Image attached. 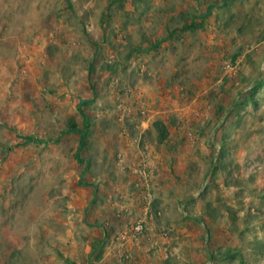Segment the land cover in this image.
<instances>
[{
  "label": "rangeland",
  "instance_id": "obj_1",
  "mask_svg": "<svg viewBox=\"0 0 264 264\" xmlns=\"http://www.w3.org/2000/svg\"><path fill=\"white\" fill-rule=\"evenodd\" d=\"M0 264H264V0H0Z\"/></svg>",
  "mask_w": 264,
  "mask_h": 264
},
{
  "label": "built area",
  "instance_id": "obj_2",
  "mask_svg": "<svg viewBox=\"0 0 264 264\" xmlns=\"http://www.w3.org/2000/svg\"><path fill=\"white\" fill-rule=\"evenodd\" d=\"M141 227H142V225H141V226H139V227H137V229L139 230V229H141Z\"/></svg>",
  "mask_w": 264,
  "mask_h": 264
}]
</instances>
